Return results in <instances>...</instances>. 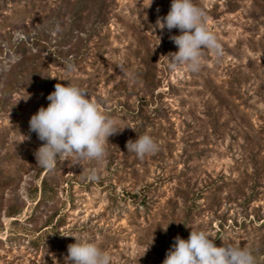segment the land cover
Segmentation results:
<instances>
[{
  "label": "rangeland",
  "instance_id": "rangeland-1",
  "mask_svg": "<svg viewBox=\"0 0 264 264\" xmlns=\"http://www.w3.org/2000/svg\"><path fill=\"white\" fill-rule=\"evenodd\" d=\"M171 2L0 6V264H65L76 242L67 235L95 243L111 264H163L191 230L264 264V0H193L221 45L219 56L202 50L196 73L164 57L179 50L169 38L179 29H155ZM12 77L27 87L8 92ZM57 83L85 89L120 130L102 161L58 160L56 195L39 206L42 144L29 121ZM144 134L160 147L140 159L126 144ZM13 206L20 214L9 217Z\"/></svg>",
  "mask_w": 264,
  "mask_h": 264
},
{
  "label": "clouds",
  "instance_id": "clouds-1",
  "mask_svg": "<svg viewBox=\"0 0 264 264\" xmlns=\"http://www.w3.org/2000/svg\"><path fill=\"white\" fill-rule=\"evenodd\" d=\"M156 28L180 30V35L169 37L178 52L164 56L170 69L187 67L196 73L204 65L203 49L221 55V45L207 26L206 13L193 0H172L168 14L157 18ZM158 39L160 44L161 38ZM69 71H75V66L70 65ZM54 87L47 97L48 106H41L29 121L30 131L43 142L34 152L37 165L52 170L58 160L75 158L74 164L102 161L107 155L108 138L120 130L115 121L101 111L98 102L82 87L71 83L67 86L57 83ZM159 147L148 134L138 135L135 141L126 144L127 151L136 153L140 159L157 153ZM98 178L95 171L89 175L90 180ZM67 236L74 237L76 242L67 246L65 264H111V257L95 243L75 235ZM163 264H256V258L248 249L231 244L216 246L205 231L191 230L187 240L174 238Z\"/></svg>",
  "mask_w": 264,
  "mask_h": 264
},
{
  "label": "trees",
  "instance_id": "trees-1",
  "mask_svg": "<svg viewBox=\"0 0 264 264\" xmlns=\"http://www.w3.org/2000/svg\"><path fill=\"white\" fill-rule=\"evenodd\" d=\"M7 0H0V6L2 5L3 2H6ZM24 45V42L21 41L19 43V46L22 47ZM11 78H7L5 80L6 83V90L9 92L12 88H14L15 85H19V83L21 85H24L27 87L28 82L25 81V79H22L20 82L16 80L14 77ZM0 80H2V78L0 77ZM43 142L41 141V144ZM52 170H48L46 168H42L39 166V169L35 175L36 179H39L41 177V175L43 173H45L43 179H42V195L40 197V199L38 200L37 204L40 206L41 204H45L48 203L52 198H54V196L56 195V190L55 188L50 184L49 181V175L51 173ZM36 191V190H35ZM18 214H20V209H18L17 207L13 206L12 208L9 209V211L7 212V216L9 217H16Z\"/></svg>",
  "mask_w": 264,
  "mask_h": 264
}]
</instances>
